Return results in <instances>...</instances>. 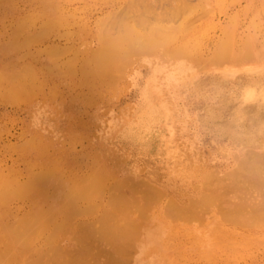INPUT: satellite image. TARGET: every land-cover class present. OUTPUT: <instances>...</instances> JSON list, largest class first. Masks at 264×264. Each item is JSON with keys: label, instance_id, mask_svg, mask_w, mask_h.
I'll list each match as a JSON object with an SVG mask.
<instances>
[{"label": "rangeland", "instance_id": "1", "mask_svg": "<svg viewBox=\"0 0 264 264\" xmlns=\"http://www.w3.org/2000/svg\"><path fill=\"white\" fill-rule=\"evenodd\" d=\"M263 158L264 0L0 3V264H264Z\"/></svg>", "mask_w": 264, "mask_h": 264}, {"label": "bare ground", "instance_id": "2", "mask_svg": "<svg viewBox=\"0 0 264 264\" xmlns=\"http://www.w3.org/2000/svg\"><path fill=\"white\" fill-rule=\"evenodd\" d=\"M2 1H4V0H0V3L2 2ZM160 30V29H159ZM159 30H157L158 31V33H161ZM163 30V29H162ZM161 30V31H162ZM130 31V30H129ZM155 31V30H154ZM166 31V30H165ZM133 32V31H132ZM131 32V33H132ZM155 33H157V32H155ZM167 33V32H166ZM163 34V33H162ZM165 34V33H164ZM130 35V34H129ZM125 36V35H124ZM132 36V35H131ZM169 36V35H168ZM167 36V37H168ZM126 38H124L123 40L122 39H120V40H113V39H111V38H109L108 36H105V35H103V36H101V48H100V50H99V52H97L94 56H93V61H94V63L96 64V67H97V69H98V72L100 73V74H107L109 71H111L112 69H113V64H114V58H115V60H117V58H118V60L120 61L121 59H122V57H123V55L122 54H124L125 52H127V51H129L130 50V41L132 40L131 38H129V37H127V36H125ZM133 38V37H132ZM153 38V37H152ZM133 39H135V38H133ZM140 39V38H139ZM147 39V38H146ZM151 39V38H150ZM154 39V38H153ZM155 40V39H154ZM145 41V40H144ZM145 43V42H144ZM149 43V42H148ZM153 43H155V42H153ZM151 45V44H150ZM158 47V46H157ZM89 55V54H88ZM89 56H92V55H89ZM113 60V61H112ZM92 61V60H91ZM28 71V70H27ZM26 72V71H25ZM120 74V73H119ZM10 75H12V74H10ZM25 75V74H24ZM124 75V74H123ZM3 76H4V74H3ZM7 76H9L8 74H7ZM13 76V75H12ZM13 78V77H12ZM4 79H11V78H4ZM11 83H12V81H11ZM105 84V83H104ZM109 86V85H108ZM257 87V86H256ZM92 88V87H91ZM255 91H256V89H255ZM150 120V119H149ZM147 121L148 122V124H149V122L150 121ZM151 121H152V119H151ZM152 125V124H151ZM147 126V125H146ZM150 126V125H149ZM147 128V127H146ZM152 128V127H151ZM148 129V128H147ZM32 136V135H31ZM30 136V139H32L33 137H31ZM35 137V136H34ZM29 141H31V140H29ZM33 141V140H32ZM26 142V141H25ZM34 142V141H33ZM33 142H32V144H33ZM38 142V141H37ZM39 142H41V140L39 141ZM38 142V143H39ZM27 143V142H26ZM30 144L29 145H31V142H29ZM35 144V143H34ZM31 148H32V146H30ZM244 153V152H243ZM256 154H258V153H256ZM55 155V154H54ZM104 155V154H103ZM244 155V154H243ZM263 155V154H262ZM253 156V154L250 156V157H252ZM255 156V155H254ZM253 156V157H254ZM259 156H261V155H259ZM238 157V156H237ZM246 158H248V157H246ZM255 158V157H254ZM254 158H248L249 159V163H251L253 160H256L255 162H254V164L255 163H257V162H259L261 159L258 157V161H257V157H256V159H254ZM247 159V160H248ZM260 159V160H259ZM264 159V158H263ZM252 160V161H251ZM251 161V162H250ZM262 161V160H261ZM36 163V162H35ZM244 163H246V160L244 161ZM248 163V164H249ZM107 164V163H106ZM243 163L241 162V165H242ZM247 164V165H248ZM252 164V163H251ZM240 165V166H241ZM250 165V164H249ZM248 165V166H249ZM258 165V164H257ZM257 165H256V169H258L259 171H260V169H261V167H260V169L259 168H257ZM243 166H245V164L243 165ZM252 166H253V164H252ZM255 166V165H254ZM262 166H264V165H262ZM236 167V166H235ZM238 167H239V165H238ZM258 167H259V165H258ZM254 168V167H253ZM238 169H240V167L238 168ZM33 170V169H32ZM244 170V169H243ZM262 170V169H261ZM264 170V169H263ZM262 170V171H263ZM218 171V170H217ZM257 171V170H256ZM262 171H261V173H262ZM40 173H42V172H40ZM100 173V172H99ZM32 174V173H31ZM91 174V173H90ZM93 174V173H92ZM29 175V174H28ZM42 175V174H41ZM49 175V174H48ZM263 175V174H262ZM261 175V178L264 176H262ZM47 176V175H46ZM45 176V177H46ZM53 176V175H52ZM137 176V175H136ZM45 177L44 176H42L41 177V180H49L48 179V177L45 179ZM22 178V177H21ZM26 178V177H25ZM31 178V177H30ZM37 178V177H36ZM35 178V179H36ZM55 178V177H54ZM90 178V177H89ZM257 179H258V176L256 177ZM255 178V179H256ZM38 179V178H37ZM37 179H36V181H37ZM83 179H84V177H83ZM130 179V178H129ZM253 180H255L254 178H252ZM51 180V179H50ZM93 180V179H92ZM95 180H96V178H95ZM94 180V181H95ZM208 180V179H207ZM25 181H26V179H25ZM28 181V180H27ZM86 181H87V179H86ZM85 181V182H86ZM91 181V180H90ZM90 181H89V183H90ZM94 181H92V182H94ZM263 181V180H262ZM17 182H18V180H17ZM35 182V181H34ZM33 182V183H34ZM42 182H44V181H42ZM109 182V181H108ZM114 182V181H113ZM119 182V181H118ZM121 182V181H120ZM128 182V181H127ZM207 182V181H206ZM219 182V181H218ZM2 183V182H1ZM22 183V182H21ZM46 183V182H45ZM101 183V182H100ZM103 183V182H102ZM154 183V182H153ZM252 183V182H251ZM15 184H17V183H15ZM78 184H80V183H78ZM77 184V185H78ZM94 184H96L95 182H94ZM214 184V183H213ZM217 184V183H216ZM20 185V184H19ZM32 185V184H31ZM82 185H84V183H81V186ZM90 185V184H89ZM219 185V184H218ZM38 185H35V189H37L36 187H37ZM80 186V187H81ZM10 187V186H9ZM12 187V186H11ZM10 187V188H11ZM14 188H16V190L14 191V193L16 194L17 193V190L19 189V188H21V189H19L18 191H20V190H24L23 192L22 191H20L22 194H25V196H26V193H27V191H28V189H29V187H27V186H22V185H20L19 186V188L18 187H15V186H13ZM12 187V188H13ZM77 188H78V186H76ZM86 187V186H85ZM163 187V186H162ZM198 187V186H197ZM201 187V186H200ZM217 187V186H216ZM11 188V189H12ZM23 188V189H22ZM27 188V189H26ZM32 188V187H31ZM76 188V189H77ZM88 189V188H87ZM98 189V188H97ZM102 189V188H101ZM194 189V188H193ZM1 190V189H0ZM4 190V189H3ZM2 190V192L0 191V194H1V199L3 198V196H2V194L4 193V191ZM27 190V191H26ZM160 190V189H159ZM208 190H210V189H208ZM207 190V191H208ZM220 190V189H219ZM223 190V189H222ZM229 190V189H228ZM37 191H38V189H37ZM40 191V190H39ZM79 191V194H80V190H78ZM89 191V190H88ZM224 191V190H223ZM243 191V190H242ZM20 192H19V194H20ZM30 192V189H29V191H28V193ZM74 192H76L75 190H74ZM236 192H238V191H236ZM41 193V192H40ZM93 193V192H92ZM94 193H96V192H94ZM93 193V194H94ZM240 193V192H239ZM97 194V193H96ZM115 194V193H114ZM204 194H208V192H206V193H204ZM224 194V193H223ZM4 195V194H3ZM75 195H77V194H75ZM117 195V194H116ZM209 195H210V193H209ZM5 196V195H4ZM74 196V195H73ZM78 196V195H77ZM77 196H75V198L77 197ZM84 196V195H83ZM240 196V195H239ZM243 196V195H242ZM241 196V197H242ZM30 197V196H29ZM28 198V197H27ZM70 198H72V197H70ZM235 198V197H234ZM236 198H238V197H236ZM66 199H67V197H66ZM240 199V198H239ZM3 200V199H2ZM227 201H228V199H226ZM59 201V200H58ZM128 201V200H127ZM231 201V200H230ZM72 202V201H71ZM40 203V202H39ZM72 203H74V201L72 202ZM224 203V202H223ZM231 203V202H230ZM232 203H233V201H232ZM69 204H70V202H69ZM69 204H68V206H69ZM65 205V204H64ZM71 205V204H70ZM229 205H232V204H229ZM67 205H65V207H66ZM72 206V205H71ZM131 206V205H130ZM188 207V206H187ZM228 207V206H227ZM64 208V207H63ZM63 208H61V209H63ZM232 208V207H231ZM34 208H32V210H33ZM46 209V208H45ZM48 209V208H47ZM57 209V208H56ZM173 209V208H172ZM219 209V208H218ZM42 210V209H41ZM191 210V209H190ZM34 211V210H33ZM61 211V210H60ZM175 211V210H174ZM186 211V210H185ZM44 212H46V211H44ZM52 212V211H51ZM50 212V213H51ZM105 212V211H104ZM110 212V211H109ZM114 212V211H113ZM263 212V211H262ZM31 213H33V212H31ZM40 213H42V212H40ZM47 214L49 213V210H47V212H46ZM46 213H44V214H46ZM49 213V214H50ZM54 213V212H53ZM122 213V212H121ZM6 214V213H5ZM36 214V213H35ZM48 214V215H49ZM52 214V213H51ZM55 214V213H54ZM106 214V213H105ZM116 214V213H115ZM26 215V214H25ZM57 215V214H56ZM54 216V215H53ZM107 215H105V217H106ZM205 216V215H204ZM261 216V215H260ZM28 217H30V216H28ZM109 217H111L110 215H109ZM31 218V217H30ZM29 218V219H30ZM53 218H55V217H53ZM149 218V217H148ZM258 218V217H257ZM249 219V218H248ZM20 220H21V218H20ZM23 220V219H22ZM53 220V219H52ZM62 220V219H61ZM246 220V219H245ZM31 221H32V219H31ZM60 221V220H59ZM63 221V220H62ZM129 221V220H128ZM131 221V220H130ZM1 222V221H0ZM34 222V221H33ZM142 222V221H141ZM145 222H147V221H145ZM232 222V221H231ZM246 222V221H245ZM4 223V222H3ZM21 223V222H20ZM23 223L25 224V223H27V220L26 221H24L23 220ZM63 223V222H62ZM66 222H64V224H65ZM30 224V223H29ZM48 224V223H47ZM59 224H60V222H59ZM64 224H63V226H64ZM85 224V223H84ZM237 224V223H236ZM27 225V224H26ZM62 225V224H61ZM146 225V224H145ZM17 226V225H16ZM15 226V227H16ZM135 226H136V224H135ZM248 226V225H247ZM252 226H254V225H252ZM21 225H19V227H16V228H14V230H13V234H19V232H20V235H21V237H23V236H25L26 238L28 237V235H30L32 232H30V229L27 227V226H24L25 227V229H24V227H22L23 229V232L25 231L26 233H27V235H26V233L24 234L23 232H22V230H20L21 229ZM42 228H43V230H44V228H47V226L45 227H43V226H41ZM40 226L39 227H35V228H41ZM49 227H52V226H50V223H49ZM67 227V226H66ZM65 227V228H66ZM123 227H124V225H123ZM127 227V226H126ZM139 227V226H138ZM1 228V227H0ZM17 228H20L19 230L17 229ZM29 229V230H27V229ZM42 228L40 229V231L42 230ZM57 228H60V225H58V223H57ZM217 228V227H216ZM17 229V230H16ZM37 229V230H38ZM64 229V228H63ZM66 229H68V227L66 228ZM85 229V228H84ZM87 229H88V227H87ZM101 229V228H100ZM103 229V228H102ZM112 230H114V228L112 227L111 228ZM120 229H121V227H120ZM129 229V228H128ZM219 229V228H218ZM33 230H35L34 228L32 229V231ZM53 230V229H52ZM51 230V232H53ZM59 230V229H58ZM107 230V229H106ZM117 230H119V229H117ZM117 230H115V231H117ZM135 230V229H134ZM223 230V229H222ZM12 230L10 229V231H8L9 233L11 232ZM17 231V232H16ZM29 231V232H28ZM78 231V230H77ZM125 231V229L123 228V230H121V232H124ZM35 232V235H33V237L34 236H37V237H39V234H43L44 232H40V233H38L37 231H34ZM120 232V231H119ZM134 232V231H133ZM36 233H38V234H36ZM59 233V232H58ZM62 233V232H61ZM126 233H127V231H126ZM137 234H138V232H136ZM140 233V232H139ZM199 233V232H198ZM24 234V235H23ZM34 234V233H33ZM48 234H50V233H48ZM47 234V235H48ZM52 234V233H51ZM112 235H113V233H111ZM135 234V233H134ZM134 234H130L131 236H133L134 237ZM200 234V233H199ZM206 234V233H205ZM214 234V233H213ZM10 235H11V233H10ZM32 235V234H31ZM30 235V236H31ZM46 235V236H47ZM52 235H54L55 236V233L53 232V234ZM57 235H59V234H57ZM118 235H120V234H118ZM136 235V234H135ZM4 236H5V238H4ZM7 236H9L8 234H5V235H3V238L4 239H6L7 238ZM12 236V235H11ZM29 236V237H30ZM54 236H53V238H54ZM60 236H63V234L62 235H60ZM139 236V235H138ZM150 236V235H149ZM213 236H215V235H213ZM25 237H23V238H25ZM32 237V236H31ZM30 237V238H31ZM45 237V236H44ZM43 238V237H42ZM47 238H51V236L49 237V235L47 236ZM55 238H57V237H55ZM127 238V237H126ZM147 238H149L148 236H147ZM1 239V238H0ZM43 239H45V238H43ZM42 239V240H43ZM61 239V238H60ZM138 239H139V237H138ZM137 239V240H138ZM196 239V238H195ZM211 239V238H210ZM25 240V239H24ZM48 240V239H47ZM55 240V239H54ZM63 240V239H62ZM61 240V241H62ZM117 240V239H116ZM5 241H7V240H5ZM28 241V240H27ZM26 241V242H27ZM36 241H38V240H36ZM48 241H51L52 242V240H48ZM129 241H130V239H129ZM135 241H136V239H135ZM139 241H140V239H139ZM200 241V240H199ZM29 242V241H28ZM27 242V243H28ZM59 243H61L60 241H58ZM141 242V241H140ZM140 242H139V244H140ZM25 243V242H24ZM38 243H39V241H38ZM134 243V242H133ZM137 243V242H136ZM26 244V243H25ZM31 244V243H30ZM36 244V243H35ZM200 244V243H199ZM51 244H49V246H50ZM61 245V244H60ZM23 247H24V245H22ZM45 246H47V244L45 245ZM209 246V245H208ZM208 246H207V248H208ZM211 246V245H210ZM229 246V245H228ZM23 247H19V248H23ZM53 247V246H52ZM51 247V248H52ZM55 247V249L54 250H58L57 248H56V246H54ZM58 247V246H57ZM137 247V246H136ZM216 247V246H215ZM11 248V247H10ZM14 248V247H13ZM28 248V247H27ZM50 248V247H49ZM59 248V247H58ZM216 248H218V246L216 247ZM0 249H1V246H0ZM9 249V248H8ZM26 249V248H25ZM48 249V248H47ZM70 249V248H69ZM135 249V248H134ZM213 249H215V248H213ZM3 250V249H2ZM2 250H1V253H0V255H3L2 254ZM11 250H13L12 248H11ZM136 250V249H135ZM210 249H208V251H209ZM225 250V249H224ZM4 251V250H3ZM207 251V252H208ZM221 251V250H220ZM219 251V252H220ZM18 252V251H17ZM20 252V251H19ZM25 252V251H24ZM56 252V251H55ZM121 252V251H120ZM212 252V251H211ZM6 253V252H5ZM129 253V252H128ZM14 254H16V251L14 252ZM21 254H23V253H21ZM31 254V253H30ZM13 255V254H12ZM11 255V256H12ZM208 255V254H207ZM5 256H6V254H5ZM11 256H7L8 258L9 257H11ZM29 256V255H28ZM31 256H33V255H31ZM30 256V258H32ZM36 256H37V254H36ZM35 256V257H36ZM38 256H40V255H38ZM2 257L3 256H1V259L0 260H2ZM11 258H13V257H11ZM29 258V259H30ZM66 258V257H65ZM128 258V257H127ZM26 259H28V257L26 258ZM25 259V260H26ZM4 260H6V259H4ZM4 260H2V261H4ZM9 261L11 260L10 258L8 259ZM13 260V259H12ZM35 260H36V258H35ZM33 262H35L34 260H32ZM31 261V262H32ZM30 262V261H29ZM28 263V262H27ZM26 263V264H27ZM50 263V262H49ZM48 263V264H49ZM127 263V262H126ZM29 264H31V263H29Z\"/></svg>", "mask_w": 264, "mask_h": 264}]
</instances>
